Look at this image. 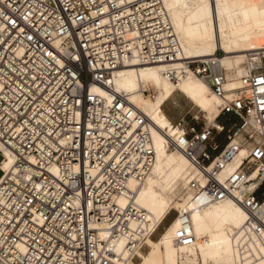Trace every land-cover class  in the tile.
Listing matches in <instances>:
<instances>
[{
    "label": "built area",
    "instance_id": "built-area-1",
    "mask_svg": "<svg viewBox=\"0 0 264 264\" xmlns=\"http://www.w3.org/2000/svg\"><path fill=\"white\" fill-rule=\"evenodd\" d=\"M181 58L163 0H0V264H140L138 253L155 234L137 203L157 161L152 123L110 79L128 65ZM186 73L221 100L218 126L183 118L173 123L168 148L197 171L185 193L198 206L234 201L245 211L234 238L239 264H257L253 245L264 250V51L247 55L236 89H228L230 74L215 57L165 71L173 82ZM227 116L239 124L219 122ZM244 148L249 153L231 171ZM8 155L14 163L5 171ZM196 242L185 217L175 244Z\"/></svg>",
    "mask_w": 264,
    "mask_h": 264
},
{
    "label": "bare ground",
    "instance_id": "bare-ground-1",
    "mask_svg": "<svg viewBox=\"0 0 264 264\" xmlns=\"http://www.w3.org/2000/svg\"><path fill=\"white\" fill-rule=\"evenodd\" d=\"M163 1L182 47L181 60L170 66L128 65L110 79L113 91L140 107L152 123L157 161L152 174L137 191V203L149 213L154 231L172 210L180 211L158 241H148L147 246L151 247L149 254L138 253L140 264H186L190 260L189 255L197 257L199 254L219 264H239L241 258L234 238L244 226L247 215L234 201L200 207L190 194L182 199V204L177 201L179 188L186 190L192 180L199 179V175L181 152H169L172 150L168 148V138L175 136V129L163 109L173 94L180 91L206 113L210 124L218 126L216 120L222 102L199 77L186 73L179 81L173 82L166 77L165 71L180 69L184 60L215 57L224 68V65L229 66L231 82L228 89L239 87L241 69L238 64L250 52L264 51V0ZM219 52L223 53L222 58ZM151 85L160 91L155 101L143 94ZM92 92L111 99L102 88L92 87ZM248 153V149H242L230 170L236 169L240 159ZM13 163L14 157L8 155L4 170ZM185 217L197 238L196 244L187 248L175 244L176 232ZM252 249L256 263L264 264L262 247L255 244Z\"/></svg>",
    "mask_w": 264,
    "mask_h": 264
},
{
    "label": "rangeland",
    "instance_id": "rangeland-1",
    "mask_svg": "<svg viewBox=\"0 0 264 264\" xmlns=\"http://www.w3.org/2000/svg\"><path fill=\"white\" fill-rule=\"evenodd\" d=\"M218 55L220 56V58L223 57L222 52H219ZM245 61H246V59L243 60L240 64H238V68L242 69ZM224 66L226 67L227 71L229 72V66L228 65H224ZM201 81H203V80L201 79ZM145 90H150V91H153L155 93V98H152V97H149L148 94L145 95L144 91H143L144 96L146 98H149L151 101H155L160 94L159 89L155 86H152V85L148 86V88H145ZM163 109H164V111L170 112L171 116L175 119V121H171L172 123H176L183 118H186L189 120L199 118V121L197 122V125H199V127H203L206 125L214 126V125L210 124V122L208 121V119L206 117V113L202 112L201 109L196 107V105L190 99H188L184 94H182L180 91H176L173 94V96L169 99V101L163 106ZM192 121H193L192 123H196L195 120H192ZM219 122L225 123V121L223 119L220 120ZM169 152L171 154H176V152H174V151H169ZM1 159L2 158L0 156V160ZM185 191L186 190H184L182 187H180L179 191H177V195H178L177 201L181 204L183 203L182 199L188 197V195L185 193ZM179 215H180V211L172 210L170 212V214H168V216L162 222V224L158 227V229H156L154 237L152 240L154 242L158 241L160 239L161 235L166 231V229L170 225V223L175 218H177ZM150 251H151V247L148 244L145 252H142V253L144 255H148ZM189 257H190V260L186 264H219L213 260L204 259L200 254L197 257H194L193 255H189ZM140 263H141V260H140Z\"/></svg>",
    "mask_w": 264,
    "mask_h": 264
},
{
    "label": "crops",
    "instance_id": "crops-1",
    "mask_svg": "<svg viewBox=\"0 0 264 264\" xmlns=\"http://www.w3.org/2000/svg\"><path fill=\"white\" fill-rule=\"evenodd\" d=\"M165 113L171 121H175V119L171 116L170 112L165 111ZM223 120L229 125L239 124V120L234 116H227Z\"/></svg>",
    "mask_w": 264,
    "mask_h": 264
}]
</instances>
